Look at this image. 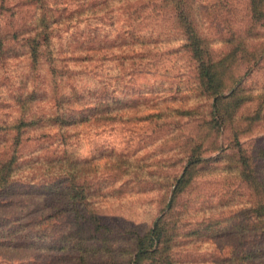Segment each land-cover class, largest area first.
Wrapping results in <instances>:
<instances>
[{"label":"rangeland","instance_id":"374dc122","mask_svg":"<svg viewBox=\"0 0 264 264\" xmlns=\"http://www.w3.org/2000/svg\"><path fill=\"white\" fill-rule=\"evenodd\" d=\"M47 2L0 0V264H264V0Z\"/></svg>","mask_w":264,"mask_h":264},{"label":"trees","instance_id":"16d2710c","mask_svg":"<svg viewBox=\"0 0 264 264\" xmlns=\"http://www.w3.org/2000/svg\"><path fill=\"white\" fill-rule=\"evenodd\" d=\"M35 1L36 0H30V2H32L31 7H33ZM47 1L48 0H39V3L41 4L39 9L42 12L41 23L44 22V23L50 25V22H52L51 26H53L56 21H53V20H55V17H52L53 11L50 9V4ZM169 1L170 2L174 1L176 3V10L174 11L176 14V19H180L182 17L189 19V15L187 14L186 8L182 7V5H183L182 1L183 0H164L165 3H168ZM178 11L180 13H178ZM191 21L192 22H190V23H193V24L195 23V19H192ZM190 23L186 24L187 30H189L188 31V37L186 39L188 46L191 48V51H205L206 50V43L203 40H201L200 37H198L197 35L194 34L193 28H190V26H191ZM46 30H48V29H46L44 27L43 31H46ZM191 30H193V31H191ZM36 41L37 40L35 39L34 42H36ZM238 46L243 47V45H241V43ZM35 50H36V47H33V51L31 52L32 64L40 63L42 61V56H39L37 51H35ZM261 54H263V53H261ZM202 75L205 77L206 80L209 81L210 84H215L216 88H218L219 85H221L220 82H222V80L220 79V77L222 74L218 75L217 71H214V70L209 71L207 69L203 72ZM216 88L214 89L215 93L218 90ZM13 168H14L13 163L9 162L7 164V167H4L3 170L12 171Z\"/></svg>","mask_w":264,"mask_h":264}]
</instances>
